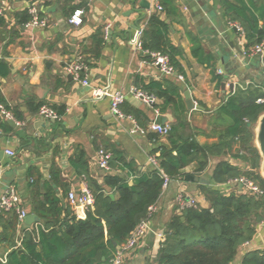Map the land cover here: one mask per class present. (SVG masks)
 <instances>
[{
  "label": "crops",
  "instance_id": "obj_1",
  "mask_svg": "<svg viewBox=\"0 0 264 264\" xmlns=\"http://www.w3.org/2000/svg\"><path fill=\"white\" fill-rule=\"evenodd\" d=\"M162 1L0 0V10L8 25L6 29L0 27V61L10 68L7 77L0 75V97L9 108L7 112L13 116L7 119L0 113V152L6 155L2 161L0 202L5 192L13 187L22 198L23 210L28 216L35 214L30 203V184L33 179L41 187L52 183L51 169L57 168L61 172L63 187H69L66 202L70 203V193L80 195L85 180L84 175L73 166L74 159L81 153L88 162L91 177L100 184L107 172L98 167L99 150L121 151L129 162H134L140 173L156 169L157 163H153L152 154L160 146H169L167 136L160 135L162 139L157 144L150 142L147 133L133 132L139 125L133 115L126 112L130 113L134 108L144 111L147 120L143 119L142 123L148 127L156 123L158 117H163L164 123L171 126L176 113L170 109L160 114L155 107L130 94L132 88H137V77L138 81L141 80L138 82L140 88L150 82H174L182 93L185 117L198 145L219 142L224 128L217 117L219 107L236 92L238 86L264 83V62L259 57L245 55V35L238 30V25H231L222 14L221 0H172L183 16V22L167 16L165 10L159 12ZM250 6L254 10L252 3ZM31 7H36L41 18L48 20L45 29L29 27V22L22 28L18 27L17 16ZM77 11L84 12L80 26L70 23ZM153 15L169 22L173 44L182 49L184 76L163 74L151 54L133 46L136 31L145 29ZM14 29L19 30L18 34ZM100 30L105 32L106 38L97 57L90 51L97 47L94 36ZM188 33L200 41L206 56L212 58L210 66L198 63L191 54L193 45ZM80 57L84 63L82 75L87 76L93 86L102 88L109 85L113 92L126 94L121 109L133 120L117 119L111 113L110 98L95 101L90 89L83 87L67 72V67ZM86 58H89V64H86ZM185 91L191 93L199 109L188 111ZM39 105L63 109L64 116L58 120L46 119L40 115ZM10 120L14 125L9 123ZM185 131L182 130V133ZM9 150L16 156H8L6 152ZM222 159H211L206 170L198 176L194 174L196 165L189 166L183 180L171 181L155 204V213L148 220L150 231L135 251L125 255L122 264H158L156 259L166 224L175 213L183 210L180 196L196 199L197 205L207 207L201 193L202 186L226 193H231L236 187L239 193L244 191L239 186H218L214 183L212 174ZM228 160L237 165L235 160ZM31 169L33 179L30 177ZM117 171L120 175H127V171ZM187 177L193 180H187ZM63 187L58 188L60 196L63 195ZM73 210L78 219L85 218L86 212L80 213L74 207ZM39 225V219L30 226L24 221L18 227L19 236ZM261 249H264V224L258 227L253 241L244 245L235 263L240 262L247 251ZM2 256H6L5 251H0V260L5 261Z\"/></svg>",
  "mask_w": 264,
  "mask_h": 264
},
{
  "label": "trees",
  "instance_id": "obj_2",
  "mask_svg": "<svg viewBox=\"0 0 264 264\" xmlns=\"http://www.w3.org/2000/svg\"><path fill=\"white\" fill-rule=\"evenodd\" d=\"M250 3L254 5V10ZM260 5L261 8H257ZM161 6L167 16L183 22V16L172 0H163ZM220 8L231 25L241 28L247 41V51L264 40V0H221ZM17 20L20 28L29 22V9L20 13ZM260 21H263L262 26ZM7 26L6 20L1 18L0 27L6 29ZM13 31L15 34L19 32ZM188 35L193 45L191 54L198 63L210 66L213 60L206 56L200 41L190 33ZM94 37L97 47L90 52L99 57L105 32L100 30ZM142 49L147 54L168 56L173 72L179 76L185 75L181 63L182 49L173 44L170 24L161 16L153 15L150 19L143 32ZM85 62L89 64V58ZM9 72V65L0 61V75L7 77ZM138 79L135 82L136 90L156 96L155 109L160 114L170 109L176 113L167 136L169 146H160L152 154L157 163L156 169L140 173L124 153L110 150V172L104 175L100 184L91 177L83 153L79 154L73 166L79 174L84 175L87 187L94 196V205L88 209L84 219H78L71 204L66 202L69 187H63L61 172L57 168L51 169L53 182L42 187L33 179L31 169L33 183L30 184V203L40 225L19 236L20 223L16 209L0 211V251L6 252V256H2L5 261L0 260V264H111L118 247H123L137 226L149 218L150 207L160 199L164 191L161 173L164 172L171 180H183L186 168L196 165L194 174L198 176L216 157L223 158L212 174L216 185L229 186L233 181L245 177L264 192V178L260 172L262 157L255 146V126L264 114V104L258 103L259 99L264 98V83L246 89L238 87L217 112L224 127L219 142L199 146L185 117L179 87L165 80L143 84L140 88L138 82L141 80ZM0 105L9 110L2 97ZM42 107L39 105L37 109ZM52 109L59 117L64 116L63 109ZM126 113L133 115L138 125L147 130L148 125L142 123L143 119L147 120L144 111L134 108ZM182 130H189L190 133H182ZM147 137L156 144L162 139L151 132L147 133ZM228 158L235 160L237 165ZM117 169L127 171V175L118 174ZM60 186L64 191L62 196L58 191ZM200 188L208 206L184 208L171 217L166 224L157 263L264 264V249L247 251L240 262L235 263L244 245L253 241L258 227L264 224V193L260 196L245 191L239 193L238 187L231 193L206 186ZM23 206L24 203L21 209Z\"/></svg>",
  "mask_w": 264,
  "mask_h": 264
},
{
  "label": "built area",
  "instance_id": "obj_3",
  "mask_svg": "<svg viewBox=\"0 0 264 264\" xmlns=\"http://www.w3.org/2000/svg\"><path fill=\"white\" fill-rule=\"evenodd\" d=\"M82 1V0H80ZM163 8L161 5L158 7V11H162ZM82 11H77L70 20V23L75 25V26H80L82 25V16H83ZM29 14L31 16V20L29 21L28 25L29 27L33 28H41L45 29V27L48 26V20L41 18L40 12L36 7H31L29 9ZM4 18V13L3 11L0 10V19ZM238 30L242 32L241 28L238 27ZM144 28H141L136 31L135 33V38L132 40L133 46L136 47L137 50L141 51L142 49V38H143V32ZM244 34V33H243ZM245 55L246 56H252V57H259L262 62H264V40L250 50H245ZM154 58L155 64L159 67V69L163 72V74L166 75H173V69L170 66V60L168 56L165 55H158V54H151ZM84 71V63L82 57L76 58L73 63H71L67 67V72L74 77L76 81L81 83L83 87H87L90 89L92 98L95 101H102L106 98L111 99V113L119 119V120H124V119H131L133 120V117L126 115L125 113H122L121 107L123 103L126 100V94L122 92H113L111 89V86L106 85L104 87H95L92 85V83L89 81L87 76H83L82 73ZM220 74H223L221 70H219ZM251 85H255L253 82L248 83L244 86H238L241 87L242 89H246ZM130 94L135 96L138 100L143 102L146 105H152L157 103V98L154 95H151L146 92H140L137 91L136 89L132 88L130 90ZM258 103L264 104V98L259 99ZM0 113L5 116L7 119H11L13 116L9 112L5 110V108L0 105ZM40 115H42L44 118L48 119H59V115L56 114L52 109L48 107H42L40 109ZM148 131H152L155 133H158L159 135L163 136H168L170 134L171 126L168 124L165 125H157L156 123H152L148 129ZM145 129H141L139 126H135V129L133 132L146 134L148 133ZM98 167L101 171L110 172V166L109 162L111 159V152L107 150H99L98 151ZM6 154L11 157H15L16 154L12 151H7ZM153 163L156 164V161L152 158ZM162 177L164 179V185L163 189L166 190V188L169 186L171 183V179L163 173ZM232 184H237V186L242 187L243 190L246 193L253 194L260 196L264 192L261 188L257 187L251 180L241 177L239 180H235L232 182ZM231 184V185H232ZM82 192L80 195H76L74 192H71L69 195V201L71 205L77 209L81 210L84 212H87L88 209L92 208L94 205V196L92 192L88 189L87 184L84 180L83 186H82ZM23 201L22 198L19 196L18 192L12 187L8 189L5 192V195L1 198L0 202V211L2 212H9L11 209H16V211L19 214V223L22 224L25 219L28 217V213L21 209ZM179 203L181 204V208L184 210V208H196L197 206V200L193 198L186 199L184 196L179 197ZM156 208L155 206L150 207V212H149V218L145 219V221H142L138 226L137 229L131 234L129 239L127 240V243L123 246L124 252H118L115 257L111 260V264H122L124 257L127 253L135 251L138 246L141 244V242L145 239L147 233L150 231L149 225H148V220L152 215L155 213ZM164 239V236H161V240ZM18 247L20 246V242H18Z\"/></svg>",
  "mask_w": 264,
  "mask_h": 264
},
{
  "label": "water",
  "instance_id": "obj_4",
  "mask_svg": "<svg viewBox=\"0 0 264 264\" xmlns=\"http://www.w3.org/2000/svg\"><path fill=\"white\" fill-rule=\"evenodd\" d=\"M176 76H178V74H176ZM185 97H186V106H187V109L188 111H192L194 109H199L198 107L195 106L193 100H192V96H191V93L189 91H185ZM151 107H155L156 104H152L150 105ZM9 123L11 125H14L13 121L10 120ZM156 124L157 125H165L164 123V120H163V117H158L157 118V121H156ZM255 146L256 148H258V150L260 151V155L262 157V162H261V175L262 177L264 178V114L260 117L258 123H257V126L255 127ZM4 157H6V155L4 154V152H0V177H1V169L3 168V164H2V161L4 159ZM4 174H9L8 172H5ZM6 178V177H5ZM3 178V179H5ZM187 180H193L192 177H187L186 178ZM201 183H203V181H201ZM233 187L237 186V184H232ZM112 198H114L113 195H111ZM79 212L81 213V210H79ZM38 220V217L35 215V214H30V216H28L26 219H25V224L27 226H30L32 225L33 223H35L36 221ZM114 245L116 246V243H114ZM118 251L119 252H124V249L123 247H118Z\"/></svg>",
  "mask_w": 264,
  "mask_h": 264
},
{
  "label": "rangeland",
  "instance_id": "obj_5",
  "mask_svg": "<svg viewBox=\"0 0 264 264\" xmlns=\"http://www.w3.org/2000/svg\"><path fill=\"white\" fill-rule=\"evenodd\" d=\"M256 126H257V125H256ZM256 126H255V127H256Z\"/></svg>",
  "mask_w": 264,
  "mask_h": 264
}]
</instances>
